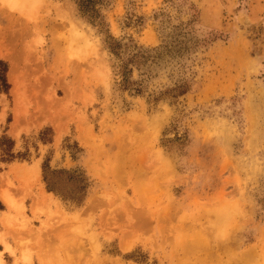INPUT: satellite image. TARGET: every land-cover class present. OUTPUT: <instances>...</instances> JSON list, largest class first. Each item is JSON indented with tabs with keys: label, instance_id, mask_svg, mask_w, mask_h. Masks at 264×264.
Returning a JSON list of instances; mask_svg holds the SVG:
<instances>
[{
	"label": "rangeland",
	"instance_id": "obj_1",
	"mask_svg": "<svg viewBox=\"0 0 264 264\" xmlns=\"http://www.w3.org/2000/svg\"><path fill=\"white\" fill-rule=\"evenodd\" d=\"M0 62V264H264V0H0Z\"/></svg>",
	"mask_w": 264,
	"mask_h": 264
},
{
	"label": "bare ground",
	"instance_id": "obj_2",
	"mask_svg": "<svg viewBox=\"0 0 264 264\" xmlns=\"http://www.w3.org/2000/svg\"><path fill=\"white\" fill-rule=\"evenodd\" d=\"M1 197L4 199V201L11 206L13 202H11L12 200L10 199V197L7 196L6 193L2 192ZM13 207V206H12ZM11 207V208H12Z\"/></svg>",
	"mask_w": 264,
	"mask_h": 264
},
{
	"label": "trees",
	"instance_id": "obj_3",
	"mask_svg": "<svg viewBox=\"0 0 264 264\" xmlns=\"http://www.w3.org/2000/svg\"><path fill=\"white\" fill-rule=\"evenodd\" d=\"M0 64L3 65L4 68H5L4 70H6V64H5L4 62H0ZM3 78H4V76H3ZM4 82H6L5 78H4ZM6 85H7V84H6Z\"/></svg>",
	"mask_w": 264,
	"mask_h": 264
}]
</instances>
